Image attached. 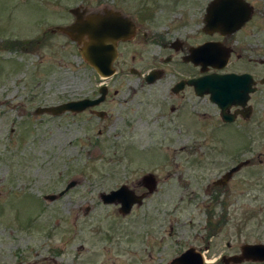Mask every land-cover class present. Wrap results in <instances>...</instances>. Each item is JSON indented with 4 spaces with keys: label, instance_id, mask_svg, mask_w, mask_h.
I'll list each match as a JSON object with an SVG mask.
<instances>
[{
    "label": "rangeland",
    "instance_id": "rangeland-1",
    "mask_svg": "<svg viewBox=\"0 0 264 264\" xmlns=\"http://www.w3.org/2000/svg\"><path fill=\"white\" fill-rule=\"evenodd\" d=\"M122 1L0 0V264H170L190 248L206 254L212 261L208 264H225L222 258L241 256L244 245L264 244V163L248 169L253 174H245L239 179L244 185L233 188L236 194L245 192L240 207L209 206L206 185L213 179L199 180L198 171L186 164L190 147L151 141L144 127L132 138L126 120L134 125L127 103L134 82L126 64L133 48L116 64L119 75L101 80L76 44L47 30L72 21L68 11L79 5L92 11L126 8L129 3ZM249 1L256 13L245 33L264 59V0ZM162 7L160 14H167ZM178 8L182 10V4ZM242 37L238 35L236 43ZM10 42L22 44L11 47ZM242 68L236 60L231 66ZM103 81L111 91H120L105 106L112 114L106 121L34 114L39 107L97 92ZM260 110L264 116V104ZM111 119L117 120L118 129L108 127ZM254 148L255 157H247L257 161L262 152L264 161V140ZM148 169L165 178L174 176L163 184L165 203L158 211L162 225L150 224L152 234L145 239L142 227H132L128 219L119 220L115 210L96 204L101 203V192L128 185ZM73 181L77 186L67 195L52 202L44 199L60 194ZM79 203L92 205L96 212L86 221V232L81 231L82 216L75 217L74 205ZM101 224V234L90 232ZM110 225L118 230L113 241L105 236Z\"/></svg>",
    "mask_w": 264,
    "mask_h": 264
},
{
    "label": "flooded vegetation",
    "instance_id": "flooded-vegetation-1",
    "mask_svg": "<svg viewBox=\"0 0 264 264\" xmlns=\"http://www.w3.org/2000/svg\"><path fill=\"white\" fill-rule=\"evenodd\" d=\"M244 1L252 8L253 15L250 21L232 35H222L207 27L212 16L210 8L215 0H123L122 2L129 3L126 8L116 5L100 11H92L84 5L76 7L84 17L90 14L106 16L109 13L116 29L121 28L132 32L130 39L119 41L117 44L115 74L108 79L97 75L101 80H113L119 75L117 69L119 66L116 67V64L119 65L121 59H124L128 47L133 48L130 62L126 64V70L130 73L129 77L134 82L127 102L133 114L134 125L129 123L128 118L126 120L127 126H130L132 138L140 136L138 132L144 127L150 131L147 138L151 141L163 142L164 145L169 146L190 147L186 164L198 171L199 180L213 179L206 185V193L210 197L208 205L215 207L227 208L230 205L240 207L245 192L240 191L236 194L237 190L233 188L244 185V182L239 179L245 178V174H253L252 171L248 172V169L260 168L264 163L261 159L262 152L257 154L259 158L257 161L247 157L249 154L255 157L254 147L261 145L264 140L261 138L264 136V116L260 110L264 104V59L257 55L256 45L250 43L249 37L246 36L245 31L253 22L256 8L249 0ZM162 3V10H167V14L166 12L160 14L158 10ZM180 4L183 6L182 10L178 8ZM71 10L69 9L68 13L73 18L72 21L47 30L63 38L66 43L72 42L77 45L68 35L59 31L61 27H69L76 23L77 19ZM240 34L243 35V40H238L236 43V37ZM244 40H247L245 43L249 48L244 46ZM20 44L22 43H9L11 47ZM215 44L230 50L229 63L225 68L216 69L211 65H197L192 60L195 49ZM77 47L79 50L78 45ZM235 60L243 64L242 70H231ZM214 74L244 76L245 81L241 84L242 88L249 89L248 98L245 95L240 103H233L223 109L211 99L210 94L200 95L193 81ZM104 87H106L105 95L101 93ZM119 95L120 91H111L103 81L97 92H91L90 95L78 99V101H94L103 97L104 99L97 106L88 108L82 113L69 112L65 115H86L89 118H97L99 122L106 121L112 114L105 106ZM44 115L58 117L51 114ZM110 122H113L108 126L110 129H118L115 127L117 120L111 119ZM201 126H205V130L200 128ZM129 163L133 165L135 162L130 160ZM239 166L242 167L234 171ZM149 175L154 176V187L150 182L144 181V178ZM173 176L174 174L169 173V176L165 178L157 171L142 170L139 178L131 180L128 185L123 184L111 190L116 191L123 186L127 187L134 203L126 215L121 212L120 204L102 202L103 192L99 194L101 203L96 206L110 207L116 211L115 215L120 218L119 220L128 219L132 227H142L147 239L152 234L150 224L159 221L162 225L158 211L165 203L163 184H167L168 179ZM46 196L48 195H45L44 199ZM194 197L193 193L191 200ZM74 209L78 210L75 217L82 216L81 231H88L85 224L92 215L96 214L95 208L86 203H79L74 205ZM101 226L102 224L92 226L90 232L94 235L101 234ZM135 227L129 230V236L136 232ZM117 232V225H110V229L105 234L108 241H113ZM83 249L84 247H81V250Z\"/></svg>",
    "mask_w": 264,
    "mask_h": 264
},
{
    "label": "water",
    "instance_id": "water-1",
    "mask_svg": "<svg viewBox=\"0 0 264 264\" xmlns=\"http://www.w3.org/2000/svg\"><path fill=\"white\" fill-rule=\"evenodd\" d=\"M211 18L207 27L214 32L222 35H232L239 31L248 21L253 12L252 8L244 0H215L210 8ZM71 13L76 17V23L69 27H61L62 31L68 35L73 42L79 46V51L88 65H90L104 79L111 78L116 70L114 63L118 57L117 44L119 41H126L132 37V32H127L121 28L116 29V25L109 13L106 16L90 14L84 17L79 9H72ZM230 59V50L218 44L205 45L193 51L192 60L197 65H211L216 69L225 68ZM245 81L244 76L235 74L230 75H211L193 81L200 95L210 94L211 99L218 103L223 109L238 104L245 95L248 98L249 89L242 88ZM246 81H248L246 79ZM101 93L105 95L106 87L102 88ZM104 98L98 100L71 101L57 106L37 108L35 115L51 114L61 116L65 113H82L88 108L97 106ZM243 166V165H242ZM237 167L234 171L239 170ZM154 176L149 175L144 181L150 182L153 186ZM77 186L76 182H71L67 188L58 195H48V201H55L62 198L69 190ZM154 187V186H153ZM153 191V190H152ZM101 199L106 204H120L121 212L128 214L133 205L130 192L126 186L109 194L103 193ZM241 256L223 258L225 264H242L244 261L264 263V245H244L241 249ZM170 264H205L200 252L191 248L181 256L174 259Z\"/></svg>",
    "mask_w": 264,
    "mask_h": 264
},
{
    "label": "bare ground",
    "instance_id": "bare-ground-1",
    "mask_svg": "<svg viewBox=\"0 0 264 264\" xmlns=\"http://www.w3.org/2000/svg\"><path fill=\"white\" fill-rule=\"evenodd\" d=\"M205 257H206V260L208 263H211L212 261H210L208 258H207V255L205 254Z\"/></svg>",
    "mask_w": 264,
    "mask_h": 264
}]
</instances>
